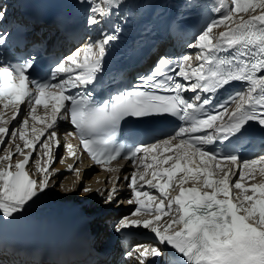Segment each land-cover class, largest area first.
Instances as JSON below:
<instances>
[{"label": "snow or ice", "instance_id": "6c2138e0", "mask_svg": "<svg viewBox=\"0 0 264 264\" xmlns=\"http://www.w3.org/2000/svg\"><path fill=\"white\" fill-rule=\"evenodd\" d=\"M107 2L115 4L117 0ZM90 12V26L100 23L97 15H107L96 3ZM5 14L6 10L0 9V19ZM220 27L224 30L213 35ZM116 38L108 33L94 44L76 49L50 70V80L32 78L34 59L10 62L0 57V105L12 111L13 120L20 114L21 105H27L31 119L44 125L37 129L34 124L33 139H29L27 118L19 128L10 130L9 121L0 113V143H6V135L15 138L17 133L23 142V148L16 145L15 153L5 149L6 154L0 156V218L14 217L48 186V161L41 165L36 160L40 179L26 166L30 168V161L35 159L37 142L42 157L52 159V145L61 147L55 125L63 117L75 130L67 135L75 136L96 164L107 166L124 159L139 161L138 168L143 169L133 172L130 180L125 178L134 197L127 203L136 205L131 216L151 219L124 217L116 231L142 227L150 230L154 239L138 243L126 254L129 258L135 256L138 264H174V253H178L184 258L178 264H264V182L241 183L246 174L256 179L258 165L259 174L264 176V152L244 159L228 149L249 123L264 128V0H230L226 8L221 4L220 18L207 24L189 44L199 49L195 59L200 63L196 66L189 55L177 60L175 66L170 58L161 57L133 90L100 102L90 91L74 95L72 89L96 81L106 46ZM234 82L241 85L240 90L217 102V94ZM188 91L193 97L186 95ZM49 102L47 118L36 115L37 106L47 109ZM161 114L181 123L164 138L131 147L117 144V133L126 118ZM217 144L223 149L218 151ZM63 146L69 157L75 155L71 144ZM24 149L30 151L25 153ZM16 154L22 159L13 163ZM149 155L151 162H146ZM149 169L151 178L146 179ZM69 170L79 176L72 165ZM137 178L144 182L140 187ZM170 189L176 194L170 195ZM233 189L239 190V196L232 195ZM82 191L89 193L91 189ZM115 191L107 192L106 203L112 202ZM162 217H169L164 226L160 225Z\"/></svg>", "mask_w": 264, "mask_h": 264}, {"label": "bare ground", "instance_id": "6f19581e", "mask_svg": "<svg viewBox=\"0 0 264 264\" xmlns=\"http://www.w3.org/2000/svg\"><path fill=\"white\" fill-rule=\"evenodd\" d=\"M94 3L99 4L98 1H95ZM8 7H9V5L7 4L5 6V9L7 10ZM91 15H93V14L91 13ZM238 18H235V19H238ZM245 18H247V17H245ZM222 30H224L223 27L216 28L213 30L212 34L217 35L219 33V31H222ZM198 52H199V49H197V48L187 47L185 50V53H187L190 57H192L191 64L193 66L198 65L197 63L199 61L197 62V60L195 59V56ZM21 111H20V114L18 115V118L16 119V121L15 120L12 121L10 111L7 109H3V107L0 106V113H4L3 119L6 121L9 120V122H13V123L18 122L19 118L21 117ZM27 116L29 117L30 114L27 113ZM34 124H35V127H37V129H39V125L37 123H34ZM0 126H3V125H0ZM8 136L9 135H6L4 137V139L7 138ZM6 143H2V144H0V146H2V148H4ZM7 144H8L7 146H9L10 142H8ZM2 150L3 149L0 150V156H3L6 154L4 151L5 149L3 151ZM24 151H25V153H27L30 150L25 149ZM37 153H38L37 154L38 156H36L35 159L33 160L34 164H36V160H39L41 150L38 149ZM17 158L21 159L22 156H20V155H19V157L17 156L13 160V163H15V160H17ZM71 163L72 162L70 160L66 159V165L67 166L71 165ZM138 165H139V162L136 164V167H138ZM0 166H3V165L0 164ZM259 166H261V165H258L257 167H259ZM115 167H116L115 169H118L117 168L118 166H115ZM82 168H84V170H87V171L83 172ZM75 169L79 171V176H77V172L74 170L73 175H71V176L66 175L68 177H66L65 179L63 178L60 181L61 185L65 188L64 191H61L60 195H56V193H55V191L57 192L59 190L58 189V183L55 185V191L53 193H51V191H49V188L46 187V189L43 192L38 193L36 197H34L31 201H29L20 213L15 214L14 217H12V218L27 219V220H32V221L41 222V223H51V222L61 221L64 218L65 214L67 213L68 208H70L71 206H74V205H80L84 200H90V203L85 207L86 210L97 208L98 200H96L94 198H96V196H95L96 193H99V191L101 189V187H99V186L103 185L101 178L104 177V174L101 172H95L93 170L90 171L89 169H86L85 165L82 162L76 164ZM26 170H28V169L26 168ZM123 171H124V169H121L118 174L121 175ZM81 172H83V173L81 174ZM80 175H82V179L80 181H85L84 187H88L89 189H91V191L89 193H86V195H84V192L81 191L80 193H78V195H76L75 198L70 200V195L73 192L74 187L77 186V181L79 180ZM119 179H121V176L119 177ZM262 181L263 180L259 179L254 183H259ZM108 182H109L110 186H112V183H113L112 180L109 179ZM241 183H243V182H241ZM244 183L247 186L250 185V182H248L249 184L246 182H244ZM80 184H82V182H79V185ZM96 188H98V190L96 192H94V189H96ZM69 189H72V191H68ZM153 191H155V190H153ZM169 194L175 195L176 193L171 190V192ZM78 197L80 198L79 201L76 200V198H78ZM156 197L159 198L158 192L156 194ZM128 214H130V213H128ZM128 214H126V215H128ZM126 215H124V216H126ZM124 216H122V217H124ZM138 217L139 216H137V218ZM102 221H105L106 223L109 222L110 224H117V226H118V221L113 219V214L107 215L103 219H97L94 222H102ZM130 229L135 230V228H130ZM138 229H139L138 230L139 232H142L143 230H145V229H141V228H138ZM124 231L125 230H122L120 232H124ZM146 234H149V237L141 238L140 240L142 242H147L151 239H154V236L150 232V230H148V232H146ZM147 259H149V258H147ZM136 262L137 261H135L134 264H136Z\"/></svg>", "mask_w": 264, "mask_h": 264}, {"label": "rangeland", "instance_id": "374dc122", "mask_svg": "<svg viewBox=\"0 0 264 264\" xmlns=\"http://www.w3.org/2000/svg\"><path fill=\"white\" fill-rule=\"evenodd\" d=\"M235 18H238V16H234ZM20 124V123H19ZM8 143V142H7ZM7 143H6V145H5V147L3 148V150L4 149H6L7 147ZM2 150V151H3ZM11 151H14V146H11V149H10ZM17 155V154H16ZM60 156H62L61 155V152H59L56 156H54V165H53V167H55L56 165H57V162L60 160ZM31 165V164H30ZM258 169L259 168H257V170L255 171V177H256V179L255 180H252L250 177H248L247 176V174H246V176H245V180L244 181H242V182H250V184L251 183H254V182H256L257 180H259V179H264V176H261L260 174H259V171H258ZM93 171H95V172H98L97 170H93ZM67 174H65V173H62V174H59V175H56V176H54L53 177V179H52V181L54 182L53 183V190L55 191V185L58 183V191L56 192L58 195L61 193V191H63V189H64V187L61 185V183H60V181L64 178H66V177H68V176H66ZM69 176H71V175H69ZM81 179H82V177H81ZM236 179H238V177H236ZM84 180V179H83ZM82 182V184H77V186H76V193L78 194V193H80L81 191H82V189L83 188H85L84 186H85V181H81ZM249 184V183H248ZM60 186H62V189L60 190ZM247 186V185H246ZM86 193H84V195H85ZM232 194L233 195H235L234 197H236V196H239V190L238 189H233L232 190ZM250 194V193H249ZM122 196V195H121ZM122 199V201H123V198H124V196H122L121 197ZM113 204H115V202L113 203ZM132 210H129V212H124V210L123 209H121L120 210V214H119V216H124V215H126V214H128V213H130ZM167 219H169V217H163L162 219H161V221H160V225L161 226H164L165 225V223H166V221H167Z\"/></svg>", "mask_w": 264, "mask_h": 264}]
</instances>
